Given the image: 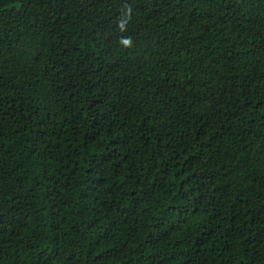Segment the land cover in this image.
Wrapping results in <instances>:
<instances>
[{
  "label": "trees",
  "instance_id": "1",
  "mask_svg": "<svg viewBox=\"0 0 264 264\" xmlns=\"http://www.w3.org/2000/svg\"><path fill=\"white\" fill-rule=\"evenodd\" d=\"M0 264H264V0H0Z\"/></svg>",
  "mask_w": 264,
  "mask_h": 264
},
{
  "label": "snow or ice",
  "instance_id": "2",
  "mask_svg": "<svg viewBox=\"0 0 264 264\" xmlns=\"http://www.w3.org/2000/svg\"><path fill=\"white\" fill-rule=\"evenodd\" d=\"M127 43V42H126Z\"/></svg>",
  "mask_w": 264,
  "mask_h": 264
}]
</instances>
